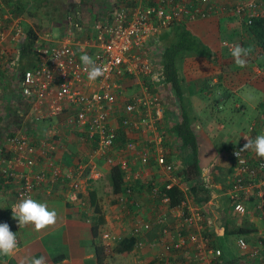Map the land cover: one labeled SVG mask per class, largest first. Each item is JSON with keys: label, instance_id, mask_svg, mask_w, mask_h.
I'll list each match as a JSON object with an SVG mask.
<instances>
[{"label": "crops", "instance_id": "crops-1", "mask_svg": "<svg viewBox=\"0 0 264 264\" xmlns=\"http://www.w3.org/2000/svg\"><path fill=\"white\" fill-rule=\"evenodd\" d=\"M16 1L5 0L4 5L0 6V22H6L4 19L6 14L23 17L22 38L6 44L13 51L11 53L13 59L16 55L19 56L18 65L21 61L20 44L27 27L36 34L33 44L34 59L32 57L30 61L25 60L31 62V67L28 68L36 64L39 54L37 49L41 45L54 44L63 39L70 41L77 52L80 47L77 43L94 36L90 27L85 29L81 11L75 9L65 13L60 20L51 19L54 21L53 26L42 30L44 36L38 35L37 21L45 20H41L43 17L38 18L37 3L35 6L29 5L30 12L25 10L23 13H16L13 4ZM19 1L22 3L24 0ZM25 1L27 3L28 0ZM115 1L119 4V0ZM241 1L250 0H217L216 2L217 5L231 6ZM254 1L261 9L262 13L259 16L264 15V0ZM146 2L148 0H141V4L146 5ZM192 2L195 3L196 0ZM136 5L137 2L134 0L129 4L131 7ZM92 14H86L90 22L97 20L96 18L93 20ZM101 15L107 17L111 14L109 12L105 16ZM227 15L220 12L200 17L201 19L177 21L183 22L194 35L209 46L212 52L216 53L214 59L190 56L180 65L184 77L186 95L184 101L192 102V96L195 95L202 104L205 103L204 110L201 108L199 111L195 110L197 112L192 110L195 113V120L191 125L197 138L198 166L202 176L201 179L191 181V186L196 187L193 192H190L188 181L184 179L182 173L185 169L186 150L183 149L180 141L170 134L168 128L174 125L173 121L178 114L177 98L174 97L170 84L156 89L150 79L144 83L143 76H129L122 81V94L117 96V109L110 118L117 136L119 139L135 142L134 149L137 151L142 147L154 150L157 137L160 136L162 141L159 145L165 160L170 165L169 170L168 166L161 169L155 163L153 155L149 164L142 167L139 164V157H135L134 150L115 148L116 150L102 153L85 132L61 126L59 121H64L66 115L59 117L58 120L37 121L15 118L14 111L25 106L13 102L14 97L9 93L8 85L15 80L13 68L16 67L9 66L8 59L6 60L5 67L0 69V84L6 85L5 87L0 85V102L5 99H9L10 102H4V107H1L0 103V172L6 161L13 156L11 149L2 138L3 133L10 135L19 133L28 138L32 146L39 148L35 165L31 168H15V170L42 171L45 174V181L39 182L34 187L31 197L39 202H47L49 209L55 208L58 218L55 225L40 231L34 230L32 225L20 228L11 215V206L20 199L16 196V185L2 181L3 177L0 175L2 181L0 223L7 222L10 230L16 232L18 240L15 252L11 256H0V264H21L25 257H43L44 264H99L95 247L100 244L104 245L106 253L103 264L118 262L165 264V259L174 264H197L195 261L197 243L189 240L190 235H196L199 239H208L210 248L220 250L221 254L215 258V264H264V243H259L264 237V208L258 206L261 197L264 196V179L262 180L261 175H258V179L245 186V192L239 194L237 200L245 207L243 214L233 210L229 197L232 181L239 174L231 155L232 149L240 148L246 142V138L264 133V70L256 61H252L250 55L245 58L246 67L241 68L235 64L230 55V48L234 44L243 45L244 48L251 49V47L246 45L249 39L246 33H243L245 36L243 38L232 36V28L235 27L236 21ZM53 28L57 30L56 36L52 33ZM232 37L236 40H230ZM93 51V48L89 49L90 54ZM143 88L150 94H156L157 100L161 99L163 104H167L172 109V112L164 111L152 131H140L132 123H124L128 118L123 111L125 104L135 102L138 99L136 97L143 92ZM134 91L137 93H132ZM10 105L13 111L9 110ZM143 110V114L149 115L144 107ZM236 113L244 115L245 121L240 122L233 133L222 134L225 125L236 121ZM11 117H14L13 123H10ZM212 118L213 123H211ZM216 133L220 134L216 137L217 142L226 134L228 138L231 137L228 141L236 145L216 146ZM243 152L250 160L258 158L251 151ZM109 156L117 163L119 158H124L127 162L128 178L125 185L130 187L131 197L123 192L115 195L110 193L107 176L111 166L107 162ZM48 159L58 168L57 175L52 173ZM74 182L78 184L75 190L71 185ZM169 183L178 185L184 191L185 200L179 206L169 207L168 201H164L166 196L155 198L156 192L160 191L163 184L167 187ZM99 184H105V190L100 189ZM73 193L77 195L76 200L69 198ZM92 196L97 202V207L91 203ZM121 196L123 200H120ZM101 216L103 222L99 224L98 235L94 237L91 221ZM136 220L149 225L141 236H135L137 242L141 241L142 245L138 246L136 242L130 250L116 252L115 247L120 244L118 240L129 236ZM237 227L252 230L240 236L226 234V231ZM208 232L212 234L211 238L205 235ZM105 234H109V238H104ZM240 237L248 244L246 250L242 251L238 247L237 240ZM179 239L185 240L183 245L177 248L178 250L170 248L174 247ZM166 245L169 246L168 250L165 249Z\"/></svg>", "mask_w": 264, "mask_h": 264}, {"label": "built area", "instance_id": "built-area-1", "mask_svg": "<svg viewBox=\"0 0 264 264\" xmlns=\"http://www.w3.org/2000/svg\"><path fill=\"white\" fill-rule=\"evenodd\" d=\"M4 1L0 0V6L4 5ZM134 1L137 5L131 7L109 0L111 15L100 17L92 21L89 26H85V29L90 27L93 30L94 36L77 43L80 46L77 52L70 41L63 39L54 44L39 45L37 62L32 68L24 69L22 74L18 69L13 68L15 80L8 85L9 93L14 97L13 102L27 107V112L22 109L17 110V113L24 115L25 118L37 121L58 120L59 117L66 115V119L59 121V124L71 130L85 132L89 139L94 140L97 137L94 140L95 145L102 153L115 148L132 149L135 157H139V164L142 167L147 166L154 155L158 167L163 169L168 166L169 170L170 165L165 160L159 145L162 141L160 136L157 137L158 141L152 151L147 147L137 151L134 149L136 143L129 140H125V143L120 145L116 141L119 136L110 118L117 109V96L122 94L124 75L144 76L148 81L150 79L156 89L165 85L161 64L162 48L157 40L161 29L176 21L207 16L209 11H213L217 0H196V3L192 0H152L149 5L141 4V0ZM241 2L237 3L235 8L239 15L244 9L249 11V17L261 15V9L256 1ZM22 18L6 14L4 16L6 22H0V69L5 67L7 59L10 66L17 57V55L14 59L11 57L13 51L6 44L22 38ZM90 48L94 49L91 54ZM85 53L104 69V75L94 81L88 79L85 66L79 59L80 55ZM157 74H159V82L153 78ZM155 96L157 95L150 94L143 88V92L136 97L138 99L135 102L125 104L123 111L128 118L124 123H132L140 131L155 129V123L162 118L164 111L172 112V109H167V104H163L161 99L157 100ZM8 101L9 99H5L0 102L1 107H4V102H10ZM142 106L149 115L143 114ZM2 138L11 149L8 148L13 156L7 161L2 159L6 161V165L1 171L5 177L15 183L18 198L31 196L34 187L39 182L45 181V174L42 171L21 172L15 168L34 166L39 148L32 146L28 138L19 133L11 135L3 133ZM238 150L231 152L239 174L235 176L229 197L233 210L243 214L245 207L237 198L240 193L245 192V186L258 179V175H261L262 180L264 179V159L250 160L243 151L235 155ZM48 160L52 173L57 175L58 168L50 162V159ZM112 161L114 158L109 156L107 162L111 164ZM118 163L125 171V178H128L127 162L124 158H119ZM71 185L74 190L78 188L76 182ZM172 185L174 184L169 183L167 187ZM125 190L129 193L130 188L126 187ZM263 197L258 204L260 208H264ZM69 198L76 200V193ZM120 200H123V196ZM164 201H169V198L165 197ZM148 228L147 223L136 220L129 236H141V233ZM109 236L105 234L104 238ZM183 240L179 239L174 247L182 246ZM189 240L197 243L195 254L197 264H215V258L221 254L219 249L210 248L208 239H199L196 235H190ZM259 243H264V237ZM237 244L242 251L248 247L241 237L238 238ZM137 245H142V242L138 241ZM165 249L168 250L169 246L166 245ZM165 264L174 263L165 259Z\"/></svg>", "mask_w": 264, "mask_h": 264}, {"label": "trees", "instance_id": "trees-1", "mask_svg": "<svg viewBox=\"0 0 264 264\" xmlns=\"http://www.w3.org/2000/svg\"><path fill=\"white\" fill-rule=\"evenodd\" d=\"M52 0H28L27 3L24 0L23 2L17 0L14 4V11L16 13H23L25 10L30 12L29 8L33 5L38 6V9L42 8L43 6H48ZM133 0H119V4L129 5L132 3ZM197 2V1H196ZM195 2V3H196ZM109 3V1H108ZM146 5L151 4L150 0L146 2ZM9 4V2L7 3ZM218 4V3H217ZM213 9V11H209L211 15L214 13H226L227 16L232 17L235 19L236 24L235 27L232 28V36H239L241 38L243 33H246L249 38L246 45L251 47V52L249 55L252 57V61H256L258 65L263 68L264 70V15L262 16H254L249 17V11L243 10L240 15L236 12V4L231 6H223L217 5ZM110 5V3H109ZM95 6L94 0H60V2L55 3L53 2L52 10L56 12L55 17H49L50 19H57L60 20L65 13L72 11L73 9L79 11H85L86 14L92 13V9ZM133 6V5H132ZM111 9V5H110ZM214 12V13H213ZM45 14V13H44ZM208 14V15H209ZM93 15V20L99 19L98 16ZM47 16V15H45ZM201 19L200 17H197ZM48 19V20H50ZM248 20V21H247ZM25 36L20 44L21 52L20 57L21 61L16 69H19V73L22 74L25 68L31 67L29 62H25V60H32L34 59L35 52L33 51V44L36 40V34L31 30V28L27 27L25 31ZM223 36V35H222ZM157 40L161 44V64L163 66V78L165 84H170L171 90L174 94V97L177 98V106H178V114L175 116L176 119L173 121V126H169V132L172 134L177 140L180 141L183 149L186 150V163H184L185 169H183L182 173L184 174V179L188 181L187 185L189 187L190 192L195 190V186H191V181L196 179H201V169L198 166V145H197V138L195 135L194 130L192 129V122L195 120V113L192 112L198 110L197 105L193 104L192 102H188V100L184 101L186 95L184 92V77L180 70V65L186 60L187 57L193 56H200L206 59H214L216 58V53L212 52L209 46L203 43L196 35H194L190 28H188L183 22H173L166 27H163L161 31L157 35ZM225 37V36H223ZM232 37L230 40H236ZM242 44V43H241ZM242 47H245L241 45ZM233 59V58H232ZM127 79L129 76L124 75ZM142 79L144 83H147V79L143 76ZM205 103L203 102L201 110H204L203 106ZM205 107V106H204ZM13 107L10 105L9 110L13 111ZM24 112H27V107H20ZM15 110V109H14ZM15 118H24V115H19L17 111H14ZM197 112V111H195ZM13 116V115H12ZM14 117H11L10 123L14 122ZM174 118V117H173ZM94 138V140H96ZM94 141L93 139H90ZM118 143L124 144L125 139H116ZM96 142V141H94ZM96 146V145H95ZM239 149L234 148L232 149ZM231 151V152H232ZM0 175L3 177L1 180L5 182H11L10 178L4 176L2 171ZM108 181L110 185V193L115 195L119 192L128 193L126 192V187L130 188L129 186L125 185L126 178H125V171L118 164L116 161H112L111 166L108 170ZM0 181V183H2ZM190 181V182H189ZM234 181H232L233 184ZM231 184V186H232ZM1 185V184H0ZM161 187L159 192H156L155 198L158 197L162 198L164 196L169 198L168 206H179L182 201L185 200L184 191L179 188L178 185H172L170 187H166V184ZM125 186V187H124ZM152 190V189H151ZM93 194V193H92ZM131 189L127 194L128 197H131ZM91 203L93 206L97 207V202L95 201L94 196L91 198ZM95 212L96 208H95ZM103 222L102 216L96 218L95 220L91 221V228L92 233L95 236L98 235V226L100 223ZM7 223V222H4ZM8 224V223H7ZM250 228H243L237 227V229H232L230 231H226V234L240 236L243 233L249 232ZM211 238V233L205 234ZM137 242L135 236H128L127 238H123L122 240H118L119 245L115 247L116 252H122L124 250H130L133 245ZM122 243V244H121ZM181 246H178V248ZM175 250H178L176 247L171 246ZM96 256L99 264H103L104 259L106 257L105 247L104 245L100 244L95 247Z\"/></svg>", "mask_w": 264, "mask_h": 264}, {"label": "clouds", "instance_id": "clouds-1", "mask_svg": "<svg viewBox=\"0 0 264 264\" xmlns=\"http://www.w3.org/2000/svg\"><path fill=\"white\" fill-rule=\"evenodd\" d=\"M251 49L244 48L239 44H234L230 48V55L235 64L241 68L246 67V57ZM81 63L85 66L88 79L96 80L104 75L102 66L96 64L89 55L81 54L79 57ZM19 56L13 60L11 67L18 66ZM159 82V74L153 77ZM245 143L239 148L235 155H239L242 151H251L256 157L264 159V133L255 137L245 139ZM12 218L18 222V226L25 227L32 225L34 230L40 231L49 226H53L57 222L58 213L55 208L49 209L47 202H39L31 196L21 197L11 206ZM18 246L16 232L10 230L7 223H0V256H11ZM21 264H44V258L25 257Z\"/></svg>", "mask_w": 264, "mask_h": 264}, {"label": "rangeland", "instance_id": "rangeland-1", "mask_svg": "<svg viewBox=\"0 0 264 264\" xmlns=\"http://www.w3.org/2000/svg\"><path fill=\"white\" fill-rule=\"evenodd\" d=\"M54 1H55V3L60 2V0H52L50 3H48L49 4L48 6H43L42 8L38 9V11H37L38 18L39 17H43V18H41V20H45L44 22H41L39 20L37 21V23H39V26H38V29H37L38 35L44 36V35H42V30L50 29V27H52L53 24H54V21H52L49 18V17H53V16L55 17V14H56L54 9L52 10V5H53ZM108 1L109 0H94L95 6L94 7L92 6L93 7L92 13L97 15L99 18L102 17L101 14H103V16H105L107 14V12H110V10H111ZM81 13H82V16H83V25L89 26V24L91 23L90 19H89V21L87 20L84 10L81 11ZM104 13H106V14H104ZM45 15H47V16H45ZM46 18L50 19V20L48 21ZM54 20L57 21V19H54ZM56 24H57V22H56ZM52 33H55L54 35L56 36V34H57L56 28H53V32ZM5 86L6 85H4V87ZM132 93H137V92L134 91ZM191 101H192L193 104L197 105V107H198L197 109L199 111L201 106H202L201 100L198 97H195V95H194V96H192V100ZM167 109H170L168 105H167ZM235 116L237 117L236 121L234 123H231L230 125H225L224 128H223L224 131L222 132V134H224L226 132H232L233 133L235 127L239 126L240 122H244L245 121V119L243 117L244 115H242L240 113H236ZM214 117H216V116L214 115ZM229 118H230V115H229ZM208 119H209V117H208ZM213 122H214V120L212 118L211 123H213ZM217 136H220V134L219 133L215 134V142H217V139H216ZM230 138L231 137L228 138V136L226 134L221 136L220 140L217 142L216 146H220V147L221 146H225V147L226 146H230V147L235 146L236 144L232 143L231 141H228ZM99 188L105 190V184H99ZM226 247H228V246H226ZM122 263L118 262L117 264H122Z\"/></svg>", "mask_w": 264, "mask_h": 264}]
</instances>
